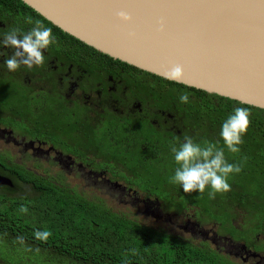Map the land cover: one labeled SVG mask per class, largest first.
<instances>
[{
  "label": "flooded vegetation",
  "instance_id": "af4514ba",
  "mask_svg": "<svg viewBox=\"0 0 264 264\" xmlns=\"http://www.w3.org/2000/svg\"><path fill=\"white\" fill-rule=\"evenodd\" d=\"M3 2L0 33L28 31L31 17L50 28L57 43L42 66L14 72L4 64L13 50L0 49V176L9 181L0 185V196L36 199L52 187L128 227L172 236L222 263L264 264L259 129L256 136L246 133L240 152L231 153L220 136L228 114L218 107L226 105L216 98L107 58L29 13L10 12ZM182 93L190 94L189 103L180 102ZM186 135L219 142L227 161L242 165L228 178L230 191L210 199V188L185 193L171 182L178 167L171 146ZM73 178L83 184L70 183ZM107 197L118 198L121 208Z\"/></svg>",
  "mask_w": 264,
  "mask_h": 264
},
{
  "label": "water",
  "instance_id": "95a60500",
  "mask_svg": "<svg viewBox=\"0 0 264 264\" xmlns=\"http://www.w3.org/2000/svg\"><path fill=\"white\" fill-rule=\"evenodd\" d=\"M22 1L115 60L161 78L182 65L176 83L264 110V0Z\"/></svg>",
  "mask_w": 264,
  "mask_h": 264
},
{
  "label": "trees",
  "instance_id": "16d2710c",
  "mask_svg": "<svg viewBox=\"0 0 264 264\" xmlns=\"http://www.w3.org/2000/svg\"><path fill=\"white\" fill-rule=\"evenodd\" d=\"M4 2L10 12L18 14L20 9L29 13L47 23L57 33L100 53L65 33L22 0H4ZM102 55L113 59L108 55ZM154 76L170 84L189 89L204 98H216L217 101L226 105L218 109L220 114H228L227 117L237 107L249 109L251 125L247 133H253L255 136L260 134L262 140L259 141L264 142L263 109ZM260 120L263 121V125L260 124ZM257 131L258 133L255 134ZM251 139V142L258 140L253 137ZM42 193L40 198L23 200L0 196V243L12 249L25 246L27 247L26 256L34 255L37 251L45 253L49 256L46 263L121 264L125 252L135 248L139 254L129 253L130 264H226L220 262L219 258L211 259L198 248L176 240L172 236L159 234L144 227H128L125 223L117 221L115 215L102 214L96 205L87 206L81 203V199H73L63 195L62 192L58 193L52 190V187L43 190ZM20 205L28 207L27 214L19 213ZM37 229L41 231L48 229L52 232L47 242L35 239L34 232ZM18 236L24 237L23 245L18 243L16 239Z\"/></svg>",
  "mask_w": 264,
  "mask_h": 264
},
{
  "label": "clouds",
  "instance_id": "9594fccd",
  "mask_svg": "<svg viewBox=\"0 0 264 264\" xmlns=\"http://www.w3.org/2000/svg\"><path fill=\"white\" fill-rule=\"evenodd\" d=\"M118 15L124 22L132 20L127 12L121 11ZM25 22L33 24L26 32L19 27H12L0 33V49L13 50L4 60V64L11 72L18 70L21 66L28 68L42 66L45 63V52L51 45L57 43L52 30L40 21L33 22L32 18L28 17ZM2 55L4 53L0 52V56ZM183 73L182 65H173L167 69L164 78L172 82H180ZM189 97V93H182L179 100L187 104ZM250 117L249 109L237 107L223 122L220 136L231 153L240 152L239 145L243 143V136L251 125ZM218 143L208 141L198 143L186 135L178 147L172 145L171 152L178 167L171 177V182L179 184L185 193H203L206 188H210L211 191L208 193L210 199H214L216 193L230 191L228 178L231 174H238L242 170V165L229 163L223 148L217 146ZM18 211L20 214H27L29 209L26 205H20ZM51 235L52 232L48 229L43 231L37 229L34 232L35 239L43 242H47ZM16 239L21 245L25 243L23 236H18ZM129 253L139 254L135 248L127 250L121 264H130Z\"/></svg>",
  "mask_w": 264,
  "mask_h": 264
},
{
  "label": "rangeland",
  "instance_id": "374dc122",
  "mask_svg": "<svg viewBox=\"0 0 264 264\" xmlns=\"http://www.w3.org/2000/svg\"><path fill=\"white\" fill-rule=\"evenodd\" d=\"M70 183L72 184H78L82 185L83 183L79 180H75L74 178L70 180ZM108 202H111L112 205L115 207L121 208L119 205L118 198L111 199L109 197L106 198ZM123 209H131L128 207H123ZM140 218L143 220L146 219L144 215L139 214ZM221 217L225 220V214H221ZM27 247L23 246L22 248H7L5 245L0 243V264H68L67 262H49L46 263V259L49 258V256H46L47 254L36 252L34 255L26 256ZM73 264V263H71ZM75 264V263H74Z\"/></svg>",
  "mask_w": 264,
  "mask_h": 264
}]
</instances>
